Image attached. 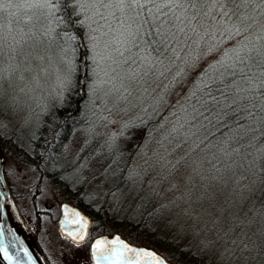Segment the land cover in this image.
Returning a JSON list of instances; mask_svg holds the SVG:
<instances>
[{
  "label": "rangeland",
  "instance_id": "374dc122",
  "mask_svg": "<svg viewBox=\"0 0 264 264\" xmlns=\"http://www.w3.org/2000/svg\"><path fill=\"white\" fill-rule=\"evenodd\" d=\"M76 6L85 28L86 59L92 66L93 102L88 113L96 111L100 133L114 134L129 122H153L164 110L174 111V107H168V100L164 101L160 87L136 81L148 59L137 58L126 49L129 39L135 38L129 35L130 30L120 31L115 17L109 16L107 23L102 20L93 0H76ZM30 14L31 34L25 37L23 46L30 54L27 57L10 59L9 45L13 41L5 30L7 39L0 63L4 68L16 66L13 72H5L0 96V129L8 134H22L18 127L32 120L33 108L57 103L69 87L75 63V56L66 47L48 38L51 27L36 21L38 8ZM116 14L121 15L119 11ZM164 76L170 80L169 71L165 70ZM161 83L164 86V81ZM187 127L182 124L173 129L162 120L134 153L132 164L140 168V175L136 174L140 185L137 192L139 198L148 201L146 209L151 210L145 219L151 229L148 235L160 245L179 242L180 264H261L256 251L239 250L242 242L252 248L264 247V197L260 186L237 183L225 169H231L233 157L225 156L224 168L219 166V155L201 151V137ZM75 165L72 159L67 168L74 171ZM4 174L29 231L37 234L42 262L91 264L89 240L74 245L59 234L56 222L59 205L64 201L60 188L44 176L38 178L31 165L14 155L4 157Z\"/></svg>",
  "mask_w": 264,
  "mask_h": 264
},
{
  "label": "trees",
  "instance_id": "16d2710c",
  "mask_svg": "<svg viewBox=\"0 0 264 264\" xmlns=\"http://www.w3.org/2000/svg\"><path fill=\"white\" fill-rule=\"evenodd\" d=\"M38 10L40 14L36 21L51 27L46 34L48 38L58 46L66 47L75 56L71 82L56 104L33 108L30 112L32 120L18 127L23 130L21 136L14 131L8 134L0 129V144L5 158L14 155L31 165L38 178L44 176L60 188L62 200L87 214L91 219V234L116 232L136 244L166 248L163 250L165 255L180 264L182 252L178 250L179 242L173 241L171 246L160 245L148 235L151 229L145 219L149 218L151 210L146 209L148 201L139 198L137 191L140 185L136 182V174L140 175V168L136 169L132 164L134 153L141 148L140 143L145 144L162 120L168 121L173 129L182 124L183 127L190 126L187 128L201 137V151L219 155V166L224 168L226 157L232 156L236 162L232 161L231 169L225 168L227 172L239 184L259 185L260 188L257 187L264 197V170H261L264 153L255 147L256 141L249 142L248 138L253 133L245 130V125L252 121L240 117L237 123L233 115V101H236L235 110L239 112L243 107L242 98L248 95L245 91L248 86L239 74L235 83L228 82L232 79L229 76L222 84L212 85L219 104L206 103L201 98L203 93L192 86V77L196 73H190L181 84H175L176 73L183 66L182 59H166L158 55L162 45L156 42L149 34L150 28L145 26L139 36L131 37L126 44V49L133 51L134 56L148 59L147 66L136 81H142L144 86L160 87L164 101L168 100V107L175 110H164L156 121L137 119L114 134L103 135L96 111L88 113L93 102L90 93L92 66L86 59L85 28L76 0H51L49 9L42 7ZM116 22L118 29L124 31L117 19ZM211 39V36H206L200 41V47L203 48ZM191 44L192 41H188V45ZM188 45H184L183 51L177 55L183 57ZM206 65L207 61L201 63L198 71ZM165 70L169 71L170 80H165ZM252 71L256 73L258 82L259 69L253 68ZM161 81H164V86ZM220 87L223 88V95L216 91ZM189 89L195 95H190ZM72 159L76 165L74 171H69L67 165ZM11 194L15 201L12 190ZM259 195L262 196L261 193ZM31 234L41 250L37 234Z\"/></svg>",
  "mask_w": 264,
  "mask_h": 264
},
{
  "label": "snow or ice",
  "instance_id": "6c2138e0",
  "mask_svg": "<svg viewBox=\"0 0 264 264\" xmlns=\"http://www.w3.org/2000/svg\"><path fill=\"white\" fill-rule=\"evenodd\" d=\"M93 3L102 20L107 23L109 16L117 18L122 29L130 30V36H139L148 26L149 34L162 45L158 55L166 59H182L183 66L176 73L175 84H181L190 73H196L192 77V86L203 93L201 98L206 103L219 104L212 85L222 84L229 76L232 79L228 82L235 83L239 74L248 86L245 89L248 95L242 98L243 107L239 112L235 110L236 101H233V115L237 123L240 117L252 121L245 125V130L253 133L248 140L256 141L255 147L264 153V0H93ZM50 4L51 0H0V58L7 39L5 30L13 41L9 45L10 59L30 55L23 50L25 37L31 34L33 16L30 13ZM117 11L121 13L120 17L116 16ZM206 36L213 39L201 48L200 41ZM190 40L192 44L188 45ZM184 45H188V51L180 57L177 53L183 51ZM116 50L120 52L119 48ZM205 61L206 67L198 71ZM15 67L9 64L4 68L0 63V96L4 91L5 72H13ZM253 68L259 69L258 82ZM216 91L223 95L222 87ZM189 94L195 95L192 89ZM103 243L98 241L97 248ZM112 243L118 245L113 249L115 256L112 258L120 264H139L141 257L153 256L150 251L131 248L119 239ZM239 250L256 251L264 264V247L252 248L248 242H242ZM103 258L110 259L109 256Z\"/></svg>",
  "mask_w": 264,
  "mask_h": 264
},
{
  "label": "water",
  "instance_id": "95a60500",
  "mask_svg": "<svg viewBox=\"0 0 264 264\" xmlns=\"http://www.w3.org/2000/svg\"><path fill=\"white\" fill-rule=\"evenodd\" d=\"M56 223L59 234L74 245H81L89 239L88 253L91 264H120L112 258L115 256L113 249L118 248L112 241L117 239L131 248L148 250L153 254L152 257H141L139 264H176L165 260L151 247L132 243L119 233L92 236L90 217L67 201L60 203ZM98 241L105 243L97 248ZM40 255L41 252L15 204L6 181L4 153L0 144V264H44ZM104 256H109L110 259L105 260Z\"/></svg>",
  "mask_w": 264,
  "mask_h": 264
},
{
  "label": "flooded vegetation",
  "instance_id": "af4514ba",
  "mask_svg": "<svg viewBox=\"0 0 264 264\" xmlns=\"http://www.w3.org/2000/svg\"><path fill=\"white\" fill-rule=\"evenodd\" d=\"M153 250H155L156 252H158L159 254H161L165 260L169 261V262H173L171 259H169L166 255H165V252L163 251L164 249L166 248H154V247H151Z\"/></svg>",
  "mask_w": 264,
  "mask_h": 264
}]
</instances>
